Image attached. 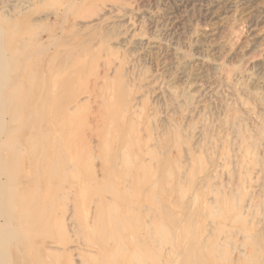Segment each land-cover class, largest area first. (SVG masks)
<instances>
[{"label":"rangeland","instance_id":"obj_1","mask_svg":"<svg viewBox=\"0 0 264 264\" xmlns=\"http://www.w3.org/2000/svg\"><path fill=\"white\" fill-rule=\"evenodd\" d=\"M0 49V264H264V0H0Z\"/></svg>","mask_w":264,"mask_h":264},{"label":"bare ground","instance_id":"obj_2","mask_svg":"<svg viewBox=\"0 0 264 264\" xmlns=\"http://www.w3.org/2000/svg\"><path fill=\"white\" fill-rule=\"evenodd\" d=\"M1 50V49H0ZM2 56V55H1ZM0 56V57H1ZM3 57V56H2ZM2 57H1V59H2ZM4 58V57H3ZM3 60V59H2ZM2 60H1V62H2ZM5 61V60H4ZM3 61V62H4ZM1 62H0V65H1ZM4 64V63H3ZM5 65H6V63H5ZM5 65L2 67V70H3V68L5 69L6 67H5ZM2 66V65H1ZM5 112V111H4ZM6 114V113H5ZM3 116V114L1 115V113H0V138H2V139H4L6 136L9 138V137H11V136H15L16 134H15V130L14 129H10L11 127H9V125L5 122L4 123V118L2 117ZM50 134V133H49ZM238 136V135H237ZM29 139H30V137H29ZM28 139V140H29ZM240 139H242V138H240ZM2 141V140H1ZM27 143V142H26ZM240 144H241V140H240V142H239ZM240 144L238 145V144H235L236 146L238 145V146H240ZM242 145V144H241ZM236 146H235V150H236ZM242 148V146L240 147V148H238L237 147V151L239 152L240 151V149ZM22 149H24V148H22ZM21 150V149H20ZM235 150H234V152H235ZM242 150V149H241ZM17 151V150H16ZM4 152L5 153H9L10 152V148H8L7 147V144L6 143H4V144H1V146H0V170H1V172H0V198L1 197H3V196H5L4 194H3V192L5 193L6 191L8 192V184H7V179H8V177H12L13 176V170H12V164H9V158H8V155H6L5 157L2 155V154H4ZM236 154H239L240 155V152L239 153H237V152H235ZM17 154H19L18 152H17ZM20 155V154H19ZM231 155V154H230ZM228 157V156H227ZM236 157H238V156H236V155H232V160H234L235 161V163H237V165H239V164H241L242 166H244V165H246L247 164V162L245 161V160H242V161H240L238 158H236ZM17 159V158H16ZM19 159V158H18ZM230 159H231V157H230ZM239 161H238V160ZM24 162V161H23ZM17 163V162H16ZM28 164V163H27ZM236 166V165H235ZM256 169V168H255ZM238 170V169H237ZM240 170H241V168H240ZM235 171V170H234ZM237 172V171H236ZM231 175V174H230ZM238 175V174H237ZM241 175V174H240ZM243 175V174H242ZM241 177V179H242V176H240ZM237 179V178H236ZM239 179V178H238ZM237 179V180H238ZM245 178H243V180H244ZM251 181V180H250ZM249 181V184H250V186H251V189H254V190H258V191H261V193H262V187L260 186V185H253L251 182ZM243 182V181H242ZM250 188V187H249ZM255 192V191H254ZM13 193L15 194V193H17V191H13ZM6 194V193H5ZM12 196H14V195H12ZM250 199V198H249ZM255 201V200H254ZM9 202H11V201H9ZM253 202V201H252ZM252 202L250 201L249 202V206H251V205H254V204H252ZM12 203V202H11ZM15 203H16V201H15ZM13 204V203H12ZM11 204V205H12ZM229 204V203H228ZM227 204V205H228ZM256 204V203H255ZM260 204V203H259ZM1 205V204H0ZM3 205V204H2ZM7 205V204H6ZM232 205V204H231ZM234 205V204H233ZM232 205V206H233ZM257 205L258 204H256L255 206L257 207ZM13 206H15V205H13ZM236 206V205H235ZM234 206V208L233 209H236V207ZM2 207V206H1ZM0 207V208H1ZM231 207V206H230ZM3 208H4V206H3ZM1 210H5V209H1ZM230 210H231V208H230ZM238 210V209H237ZM217 217V216H216ZM70 219H71V217H70ZM223 220V219H222ZM72 222V221H71ZM73 223V222H72ZM71 225V224H70ZM146 227L148 228V225H146ZM63 230V229H62ZM150 230V229H149ZM152 231V230H151ZM63 233V232H62ZM148 233V232H147ZM149 236V235H148ZM150 239V238H149ZM153 240V239H152ZM153 243V242H152ZM123 245V244H122ZM114 246V245H113ZM120 246V245H119ZM107 248V247H106ZM104 249H105V247H104ZM93 252H95V251H93Z\"/></svg>","mask_w":264,"mask_h":264}]
</instances>
